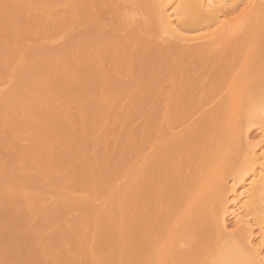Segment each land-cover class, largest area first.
Here are the masks:
<instances>
[{"label":"bare ground","instance_id":"1","mask_svg":"<svg viewBox=\"0 0 264 264\" xmlns=\"http://www.w3.org/2000/svg\"><path fill=\"white\" fill-rule=\"evenodd\" d=\"M4 1L1 72L22 54L18 37L49 39L45 31L101 22L103 13L114 15L115 22L109 23L117 30L126 29L135 10L150 36L147 40L170 43L175 51L163 73L161 61L148 51L143 57L149 70L135 83L121 85L117 77L132 75L135 53L146 48L147 40L134 44L133 39L99 34L88 48L69 51L56 70V76L66 73L72 92L54 89L58 99L78 97V114L81 121L91 119L90 126L81 122L76 128L65 109L31 94L15 101L6 114L0 149L17 173L31 171L33 178L12 180L18 195L2 193L0 204L29 212L37 179L58 174L53 186L64 191L55 194L68 211L84 215L72 235L52 250L50 264H105L106 257L95 247L100 208L110 204L116 181L123 177L114 178L125 176L128 168L137 202L134 264H264V0ZM126 1L134 9L122 7ZM19 15L21 19H12ZM225 54L229 56L224 60ZM50 82L43 84L55 88ZM111 83L122 93L110 95ZM99 86L107 90L98 93ZM107 99L115 101L114 110L126 124L110 159L94 170L82 147L105 143L97 133H103L114 114L105 111ZM87 110L92 112L84 119ZM198 126L202 133L192 135ZM123 149L130 150L133 161ZM78 160L81 164L73 167ZM148 168L160 177L156 175L153 185H136L138 173ZM143 193L145 205L154 203L141 212ZM149 216L156 220L152 228L142 223ZM198 228L204 232L197 233ZM199 239L200 246L178 247Z\"/></svg>","mask_w":264,"mask_h":264},{"label":"rangeland","instance_id":"2","mask_svg":"<svg viewBox=\"0 0 264 264\" xmlns=\"http://www.w3.org/2000/svg\"><path fill=\"white\" fill-rule=\"evenodd\" d=\"M1 2L5 1L0 0V4ZM121 6L134 9L127 1L121 2ZM57 8H60V6ZM133 11L131 12L134 15L133 21L126 29L116 30V25H112L115 22L114 15L103 13L100 17L105 20H101V22L92 20L78 26H66L65 24L60 32L53 33L45 31L44 33L48 34L49 39L43 40L39 36H37L38 39H35L34 36L27 37V39H20L18 37L17 47L19 49L21 47L23 48L22 54H20L17 60L8 62L3 68V72L0 71L3 75L0 78V138L5 137L6 114H11L8 111L12 112L15 101L28 94L42 98L50 103V105H53L55 102L58 107L65 109V114L73 117L72 123L76 128L81 122L90 126L91 119L81 121L80 115L78 114L76 99L78 97L74 94H66V98L62 97L58 99L55 96L54 89L56 92H63L65 90L72 92L71 89H73L72 85H68L69 81L66 80V73L61 72L60 76H56V70H59L61 64L67 59L69 51L88 48L94 38L99 34H105L114 40L133 39L136 41L134 44L141 40L145 42L150 36L144 29L142 17L135 10ZM12 19H21V15L17 17L13 16ZM113 20L114 22L110 24L109 21ZM2 25L3 23L0 22V26ZM146 44V48L138 49L135 53L132 75L117 77L121 85L127 82L135 83V79L140 78L149 70L150 64L144 59L148 51L157 60L161 61L163 69L160 70V73H163L165 67L171 63L175 52L172 44H159L158 42H149L148 40ZM1 55L2 50L0 48V57ZM139 56H141L140 59ZM227 56L229 54H225L224 60ZM209 62L210 60H207L206 63L208 64ZM47 80L51 81V85L55 84V88L49 84H43ZM40 84L43 85L38 87ZM33 85L35 88H31ZM43 86L46 87L42 88ZM108 87L111 90H108L110 91V95L122 93V89H119L116 83H111ZM96 90L98 93H103L107 89L99 86ZM104 103L107 107L105 111H113L114 113L112 114L113 117H110L108 123L105 125L103 133H97L104 137L105 143L85 144L82 147L83 151L91 157L93 161L91 162V168L94 170H97L101 166L102 160L107 161L110 159L111 152L117 144L121 128L126 124L125 120H122L114 110L117 107L115 101L107 99ZM122 104L127 106L126 99H123ZM88 106L92 111H95L90 100H88ZM92 111H88L84 119L89 117ZM200 122L198 120V124ZM202 129V126L196 127L192 135L202 133ZM65 139L66 137H62L61 141ZM121 151L129 158V162L133 161L129 149H123ZM172 151L169 150L170 155ZM99 157L100 160L96 161V158ZM182 158L186 157L184 156ZM80 164V160H78L76 162L74 161L72 166H79ZM151 170L153 172V169ZM127 171L128 173L125 176L121 174L116 175L114 179L123 177L116 181L117 191L111 192L110 204L100 208L101 212L98 218L95 247L100 250L101 255L106 257L107 260L112 256V260L110 262L106 260L105 264H134L135 261V242L138 236L133 229L135 214L137 212L135 204L137 202L134 197L135 183L132 175H130L131 168H128ZM149 171L150 168L142 169L138 173L140 176L138 175L139 181L136 185L145 187L153 185L156 182V175L159 174H150L151 171ZM31 173V171L17 173L10 166L6 151L0 149V194H12V197H16L18 191L10 185V182L15 178L20 182H25L28 179L32 180L33 176ZM58 177V174H52L50 177H47L51 180L47 181V178L41 175L37 179V182L36 180L33 181L36 183L30 190L34 193V197L29 204V212H15L8 203L2 202L0 204V264H29L30 262H34L35 259L40 260L38 264H50L52 250L64 239L70 237L72 232L82 222L84 219L83 213L80 210L68 211L62 203V198L57 195L61 191H64L61 186H53V182ZM144 193L141 196V212L150 210L148 207L154 203H150L149 206L147 204L145 205ZM42 197L43 201L40 203ZM98 202H100V198L95 201V203ZM147 202L149 203V201ZM150 207L152 208V206ZM142 223L152 228L155 226L156 220L152 216H149ZM202 232H204V228L197 229V233ZM36 233H39L38 237ZM115 242L117 246H113ZM186 243L188 244L187 241H183L178 244V247L186 249L188 246H200L203 242L199 239L192 245H187Z\"/></svg>","mask_w":264,"mask_h":264},{"label":"snow or ice","instance_id":"3","mask_svg":"<svg viewBox=\"0 0 264 264\" xmlns=\"http://www.w3.org/2000/svg\"><path fill=\"white\" fill-rule=\"evenodd\" d=\"M262 249H264V242H262Z\"/></svg>","mask_w":264,"mask_h":264}]
</instances>
